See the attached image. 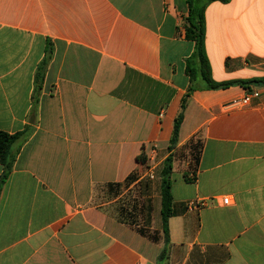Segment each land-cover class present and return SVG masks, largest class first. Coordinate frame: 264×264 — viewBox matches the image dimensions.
<instances>
[{
	"label": "crops",
	"instance_id": "crops-1",
	"mask_svg": "<svg viewBox=\"0 0 264 264\" xmlns=\"http://www.w3.org/2000/svg\"><path fill=\"white\" fill-rule=\"evenodd\" d=\"M188 11L186 0H0V130L19 135L0 189V264H264V84L232 107L246 88L196 78L169 151L188 61L198 67ZM205 27L216 82L264 79V0L211 2Z\"/></svg>",
	"mask_w": 264,
	"mask_h": 264
},
{
	"label": "trees",
	"instance_id": "trees-1",
	"mask_svg": "<svg viewBox=\"0 0 264 264\" xmlns=\"http://www.w3.org/2000/svg\"><path fill=\"white\" fill-rule=\"evenodd\" d=\"M231 0H186L188 5V16L184 22V28L186 32V38L194 43V59L198 65L196 69L192 67V62L188 61L187 71L192 80L187 95L182 101L181 111L175 119L173 134L170 140L169 151L172 152L178 144V137L181 129V125L184 120V110L187 99L191 93L196 90L197 85L195 83L196 78H199L204 84L205 89H226L233 85H240L241 87L250 89L249 85L252 84H264V79H252V80H236L228 82H216L212 77L211 66L206 54L205 48V10L209 3L220 2L229 3ZM19 138V135H11L0 130V163L4 165L6 172L4 173L0 181L1 185L6 179L13 162L12 149ZM197 146H194L196 151ZM146 155L142 154L138 157V162L145 164ZM171 174H172V155H169L164 161L161 176V196H162V222L165 245L162 253L159 256V262H165L170 253L171 242L169 238L168 221L173 216V198L171 193ZM141 233L143 234L142 230ZM156 238V237H154Z\"/></svg>",
	"mask_w": 264,
	"mask_h": 264
},
{
	"label": "built area",
	"instance_id": "built-area-1",
	"mask_svg": "<svg viewBox=\"0 0 264 264\" xmlns=\"http://www.w3.org/2000/svg\"><path fill=\"white\" fill-rule=\"evenodd\" d=\"M259 96H260L259 91L254 90V89H249V90H246V93H245V95L242 98L234 99L231 102L230 105L232 107L249 105L251 103L252 99L258 98ZM152 152L155 153V149H152ZM154 170H155V165H151L149 167V170H148V173H147L148 179H150V180L156 179V175H155V171ZM223 202H224V204L228 205L229 202H230V198L229 197H225L223 199ZM202 206H204V204L199 202V201H196V200L195 201H191L189 203V207L191 209H200Z\"/></svg>",
	"mask_w": 264,
	"mask_h": 264
},
{
	"label": "rangeland",
	"instance_id": "rangeland-1",
	"mask_svg": "<svg viewBox=\"0 0 264 264\" xmlns=\"http://www.w3.org/2000/svg\"><path fill=\"white\" fill-rule=\"evenodd\" d=\"M132 199V198H131ZM132 200H130L128 197L124 198V200L122 199V201H120L121 205H130L129 203H131Z\"/></svg>",
	"mask_w": 264,
	"mask_h": 264
}]
</instances>
